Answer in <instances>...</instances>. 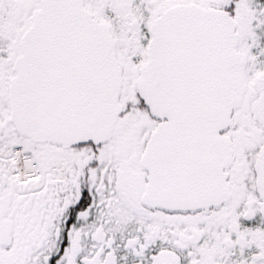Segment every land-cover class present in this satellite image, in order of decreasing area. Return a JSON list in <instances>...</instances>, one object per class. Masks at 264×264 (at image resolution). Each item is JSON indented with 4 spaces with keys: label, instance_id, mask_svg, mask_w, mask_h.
<instances>
[{
    "label": "snow or ice",
    "instance_id": "snow-or-ice-1",
    "mask_svg": "<svg viewBox=\"0 0 264 264\" xmlns=\"http://www.w3.org/2000/svg\"><path fill=\"white\" fill-rule=\"evenodd\" d=\"M0 264H264V0H0Z\"/></svg>",
    "mask_w": 264,
    "mask_h": 264
}]
</instances>
